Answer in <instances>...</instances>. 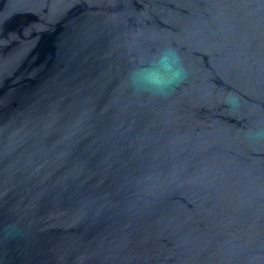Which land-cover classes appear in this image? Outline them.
I'll return each instance as SVG.
<instances>
[{
    "label": "water",
    "instance_id": "obj_1",
    "mask_svg": "<svg viewBox=\"0 0 264 264\" xmlns=\"http://www.w3.org/2000/svg\"><path fill=\"white\" fill-rule=\"evenodd\" d=\"M260 128L264 0H0V264H264Z\"/></svg>",
    "mask_w": 264,
    "mask_h": 264
},
{
    "label": "clouds",
    "instance_id": "obj_2",
    "mask_svg": "<svg viewBox=\"0 0 264 264\" xmlns=\"http://www.w3.org/2000/svg\"><path fill=\"white\" fill-rule=\"evenodd\" d=\"M187 76L181 54L178 50L168 47L161 49L147 65L130 73L129 81L134 91L152 96H167L179 86ZM228 105L239 107V98L234 94L227 97ZM253 139L264 140V128L251 133ZM6 239H15L20 235L18 226H8L0 230Z\"/></svg>",
    "mask_w": 264,
    "mask_h": 264
}]
</instances>
